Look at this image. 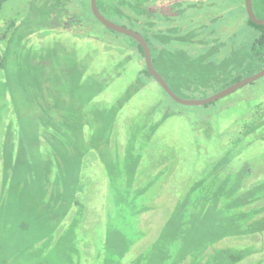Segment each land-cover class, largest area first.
<instances>
[{
	"label": "rangeland",
	"instance_id": "obj_1",
	"mask_svg": "<svg viewBox=\"0 0 264 264\" xmlns=\"http://www.w3.org/2000/svg\"><path fill=\"white\" fill-rule=\"evenodd\" d=\"M89 1L8 0L0 9V258L9 264H225L230 251L243 255L235 264H264V188L257 184L264 182V127L252 134L253 143L239 145L241 155L228 166L235 172L236 162H246L252 185L227 189L230 203L217 202L209 214L216 220L179 229L183 203L197 198L189 190L225 157V138L243 134L245 123L264 113V78L205 106L174 103L153 79L139 76L141 58L127 38L95 20ZM210 1L216 7L204 14L205 32L225 40V32L238 30L244 38V3L225 17V6L234 4ZM154 59L179 97L202 100L225 89L210 87L203 68L182 64L176 79L164 57ZM188 84L195 86L191 92L184 91ZM95 114L98 124L87 122ZM83 149L92 150L81 158ZM103 154L121 159L119 171L136 165L129 203L120 194L126 175L120 172L117 190L119 178L107 175ZM63 158L71 164L67 177L83 190L67 212L54 207L49 187L63 178L57 166ZM8 159L15 169L7 175L17 180L12 188L10 179L4 184ZM218 175L225 176V166ZM219 207L231 211L223 215ZM123 236L132 246L121 258Z\"/></svg>",
	"mask_w": 264,
	"mask_h": 264
},
{
	"label": "trees",
	"instance_id": "obj_2",
	"mask_svg": "<svg viewBox=\"0 0 264 264\" xmlns=\"http://www.w3.org/2000/svg\"><path fill=\"white\" fill-rule=\"evenodd\" d=\"M6 1L8 0H0V9ZM251 2H252L254 15L258 19L264 20V0H251ZM146 3L147 0H98L97 6L104 15L108 14L113 17H116L121 22H123L126 27L135 30L143 37H145L153 54L152 59L154 63H155L154 55L155 56L157 55V58L159 59L164 57L168 62L169 65L168 68L170 69V72H174L176 74L175 75L176 79L181 78L180 74H182V70L179 67L182 64L187 66L194 65L203 68V70L206 72L205 78L206 80L209 79L210 82L208 83V85L210 87L214 88L217 85L222 84L226 88L227 86L242 79V77L254 74L264 67V27L263 26L255 25L247 18V21H244L243 23L240 24V26L242 27L241 30L244 29V38H237L238 37V32H237L238 30H237L234 32L231 31L225 32V40L221 38H216L215 34H209L206 32L203 33L202 28H199L198 32L192 29V32H187L183 35H188L187 37H189V35L198 34L197 36H198L199 48L186 46L181 49H177L173 47L174 38H178V36H176L177 30H175L174 28H170L167 29L165 33H162L160 30L156 29L157 20L159 19L167 20L168 18L173 19V16L167 14L170 12L172 13L174 11L173 6H171V9L169 8L170 6H168L170 4V0L169 1L149 0V5H151V8L156 9V11L152 10L149 12H147ZM226 3L234 4V6H231V8L225 6V9H229L225 11V17L232 14L234 10L239 9V6L241 7V5L243 4V0H225V4ZM181 4H182V9L183 10L187 9L188 13L190 12L189 13L190 15L196 12L199 15L202 14V16L205 14V10L207 9L208 6L205 5L204 1L202 3L201 0H182ZM187 4L189 5L184 7ZM212 6H215V4L212 3V5H209V8H211ZM163 8L166 9L165 11L167 13L162 14ZM157 10L162 12L159 13ZM243 10L245 13L244 5H243ZM185 18L186 17L182 19L186 21ZM148 26L150 32L147 28ZM148 32L151 35H149ZM115 34L118 35V33ZM187 37L183 36L182 40L190 41L189 38ZM125 38L128 39V43H127L128 46L136 45L139 53L142 55V50L140 46L133 39L129 37H125ZM191 43L193 42H188V44ZM157 45H161L162 47L159 48L157 47ZM145 75L150 77L146 68L142 67L140 69L139 76H145ZM191 86H192L191 84L184 86L183 88L186 89L184 91L191 92L195 87V86L192 87ZM104 87H106L105 84ZM169 87L171 88V90L174 91V89L170 85ZM83 90L84 92H89L86 91L85 88H83ZM101 91L102 88L94 91V93H91V95H89L88 97L94 99V97L98 96L97 94H100ZM165 95L167 96V94ZM116 112H118V110H116ZM109 115H111V113H109ZM111 116L115 118L113 115ZM89 119H87V122H91V124L95 123L97 125L100 120V114H95V116L93 115ZM245 125L247 129L243 132V134L238 131L232 133L230 138L229 137L225 138V142L227 141L229 142L228 144H226L227 147L225 148V157L221 158V160L214 163L211 167L212 171L207 175H205L203 179L199 180L197 184H195L189 190L191 194L197 192V196H196L197 198L196 200L194 199L190 202L186 201L185 203H183V207L185 209H183L179 213L180 231L186 230L188 227L191 226L190 224L192 223L193 226H195V223L198 220L210 219L209 214L210 212H213V210L217 208V202H219V204H224V205L225 203H230L227 202L229 201V199H227V196L225 194L227 189H231L232 186L234 185L235 188L237 189L246 188L252 185V184L249 185L252 180L248 182V178L250 174L248 173L246 167L244 166L247 164L246 162H244L243 165H241V163L236 162L235 166L237 170L236 171L234 170L235 172L230 171L228 166L232 160L237 161V158H239V155H241L239 145H242L244 141H246L247 145H250L255 140L252 134L254 133L259 134L262 132L260 131V129L264 127V113L260 114L258 117L253 115L252 119L248 122V124L246 122ZM228 145H230V148H228ZM117 148L119 151H122L124 149L126 150L129 149L128 146H125L124 149L121 150V147L119 145L117 146ZM20 149L21 151L24 150L26 151L27 147L22 146L20 147ZM90 150L92 149L81 150L80 151L81 158L87 156ZM104 158H105V170L107 172V175L111 176L112 172L114 171L117 174V177L119 178L117 180V185H116L117 190L120 186L119 185L120 182L122 183L120 178L123 175L120 177V172H124V174L126 175L127 180L125 184H123L124 189L123 191H121L120 194L122 195L121 196L122 203H129L130 202V198L128 195L129 178L135 172L136 165L132 164L130 165V167H126V168L123 167L121 171H119V167L117 166V164L119 163L122 164L121 159L119 157H117V159L114 161L113 160L110 161L105 156ZM139 158L140 157L137 155L134 156L135 160ZM10 162L11 160L9 159L5 161L4 184L8 179H10L11 188H12L17 180L12 175H7V171L9 169L10 170L15 169ZM57 166H58V172L64 175L63 178H58L57 181L54 180L53 185L49 186L52 190L51 202L52 204L54 202V207H58L61 209V211L67 212L71 209L72 203H77V204L80 203L79 193L80 191L82 192L83 190L77 185L78 182H76V180H71L67 177L65 171L66 169L69 168V166H71V164H69V162L65 158H63L61 162H58ZM223 166H225V176H219L218 174L220 173V170ZM47 167H48L47 164L43 162L42 163L43 170L45 169L46 171ZM78 173H79V166H78L77 174ZM66 178H68V184L67 186H64L66 182ZM254 183L256 182H253V184ZM257 184H260V186L264 188V182ZM3 189H5V187ZM141 193H142L141 190L137 191V194H141ZM200 206L202 208V211L204 210L203 214H199ZM219 208L220 211L223 213V215H227L231 211V209L222 210L221 207ZM230 217L232 219L241 220L240 214L237 213L230 214ZM212 220H216V219H210V221ZM7 221H14V219L10 217L6 219V222ZM121 242L124 243L120 255L122 258L129 253L128 249L131 248L132 244L127 243L126 236L122 237ZM209 243L210 242H208V244ZM227 253L228 255L225 258V264H235L243 259V255L241 252L235 253L228 251ZM3 257L5 258H0V264H7V263L9 264L8 262L9 260L7 259V257L6 256ZM108 262H110L111 264H117L118 261L115 262L112 259ZM36 264H43V263H36ZM45 264H51V263L45 262Z\"/></svg>",
	"mask_w": 264,
	"mask_h": 264
},
{
	"label": "water",
	"instance_id": "obj_3",
	"mask_svg": "<svg viewBox=\"0 0 264 264\" xmlns=\"http://www.w3.org/2000/svg\"><path fill=\"white\" fill-rule=\"evenodd\" d=\"M243 3H244V9H245L247 18L255 25L264 27V20H260L254 15L251 0H243ZM90 9H91V12L94 18L100 24H102L105 28L115 33H118L120 35L130 37L140 45L143 51L144 62H145V66H146L148 73L154 78V80L158 83L160 88L167 94V96L171 100L176 102L177 104L190 106V107L203 106V105L215 102L217 100H220L232 94L233 92L237 91L238 89L242 88L243 86L249 83L255 82L264 76V68H263L258 73L252 76L246 77L243 80H240L236 82L235 84L229 86L228 88L224 89L223 91L211 97L204 98L202 100H188V99L179 97L169 88L167 83L164 81V79L159 75V73L154 68L153 60H152V53L149 49L147 42L144 40V38L140 34L132 30H129L121 25L115 24L111 22L110 20H108L106 17H104L97 7V0H90Z\"/></svg>",
	"mask_w": 264,
	"mask_h": 264
},
{
	"label": "flooded vegetation",
	"instance_id": "obj_4",
	"mask_svg": "<svg viewBox=\"0 0 264 264\" xmlns=\"http://www.w3.org/2000/svg\"><path fill=\"white\" fill-rule=\"evenodd\" d=\"M98 1V0H97ZM169 1V0H168ZM181 1L182 0H170V4L168 5V6H170L169 8L171 9V6H173V8H174V11L171 13H167L165 10V8H163V12L162 11H158L159 13H161L162 12V14L163 13H167V14H170L171 16H173V19H170V18H168L167 20H165V19H159L160 20V26H157L156 27V29L157 30H160L162 33H165L166 32V30L167 29H170V28H174L175 30H177V35L176 36H178V38H174V45H173V47L174 48H177V49H181V48H183V47H186V46H191V47H194V48H199V46H198V34H192V35H189V37H187L188 35H183V34H185V33H187V32H192V29H194V30H196L197 32H198V29L199 28H202V30H203V33L206 31L204 28L206 27V26H208L207 24L210 22H208V20H206L207 19V17L205 16V15H203L202 16V14L201 15H199L198 13H196V12H194V13H192L191 15L188 13V11H187V9L186 10H183L182 9V4H181ZM203 1H204V3H205V5H208L207 6V9L205 10V13L206 14H208L209 12H210V9L211 10H213V8H214V6H212L211 8H209V5H212V2L210 1V0H201V2L203 3ZM146 5H147V7H146V9H147V12H149V11H152V10H155L156 11V9H152L151 8V5H149V0H147V3H146ZM89 6H90V1H89ZM98 7V6H97ZM172 8V9H173ZM98 9H99V7H98ZM209 9V10H208ZM100 10V9H99ZM90 11H91V9H90ZM100 12H101V10H100ZM102 13V12H101ZM202 13V12H201ZM91 14H92V12H91ZM103 14V13H102ZM93 16V15H92ZM103 16L105 17V15L103 14ZM94 17V16H93ZM184 17H186L185 19H186V21L185 20H183L182 18H184ZM204 17V18H203ZM165 18V17H164ZM108 19V18H107ZM96 20V19H95ZM109 20V19H108ZM97 21V20H96ZM161 22L163 23L162 25H161ZM116 24V23H115ZM102 25V24H101ZM119 25V24H118ZM122 26V25H121ZM199 26V27H198ZM104 27V26H103ZM123 27H125V28H127V29H129V30H132V31H134V32H136L135 30H133V29H131V28H128V27H126V26H123ZM189 27V28H188ZM193 27V28H192ZM148 28V30H149V26L147 27ZM107 29V28H106ZM110 31V30H109ZM110 32H112L113 33V31H110ZM149 32H150V30H149ZM148 32V34L149 35H151L150 33ZM136 33H138V32H136ZM115 34V33H114ZM139 34V33H138ZM119 35V34H118ZM141 35V34H140ZM209 35V34H208ZM121 36H123V35H121ZM142 36V35H141ZM183 36H185V37H187V38H189V40L190 41H183L182 39H183ZM124 37H126V36H124ZM143 37V36H142ZM130 38V37H129ZM144 38V40L147 42V40L145 39V37H143ZM132 39V38H131ZM135 41V40H134ZM136 42V41H135ZM188 42H193V43H191V44H188ZM137 43V42H136ZM138 44V43H137ZM148 44V43H147ZM139 45V44H138ZM140 46V45H139ZM149 46V45H148ZM129 47L131 48V50H132V52H134V54L135 55H137L139 58H141L140 60L142 61V63H143V68L145 67L146 68V66H145V62H144V56H143V51H142V55L139 53V51H138V48H137V46L135 45H129ZM157 47H159L160 48V45H157ZM141 48V47H140ZM149 49H150V47H149ZM142 50V49H141ZM150 51H151V49H150ZM152 53V52H151ZM152 57H153V54H152ZM153 60V59H152ZM153 65H154V61H153ZM155 68V67H154ZM264 68V67H263ZM262 68V69H263ZM147 70V69H146ZM157 71V70H156ZM260 71V70H259ZM258 71V72H259ZM148 72V71H147ZM258 72H256V73H258ZM256 73H254V74H256ZM149 74V73H148ZM254 74H251V75H248V76H244V77H242V79H240V80H243L244 78H246V77H249V76H252V75H254ZM150 75V74H149ZM160 75V74H159ZM161 76V75H160ZM150 77H151V79H153L154 80V78L150 75ZM162 77V76H161ZM163 78V77H162ZM262 78H264V76L262 77ZM262 78H260V79H262ZM259 79V80H260ZM239 80V81H240ZM155 81V80H154ZM165 81V80H164ZM258 81V80H257ZM156 82V81H155ZM166 82V81H165ZM238 82V81H237ZM256 82V81H255ZM157 83V82H156ZM167 83V82H166ZM236 83V82H235ZM235 83H233V84H235ZM253 83V82H252ZM158 84V83H157ZM233 84H231V85H233ZM249 84H251V83H249ZM168 85V84H167ZM231 85H229V86H231ZM248 85V84H247ZM169 86V85H168ZM229 86H227L226 88H228ZM246 86V85H245ZM244 87V86H243ZM170 88V87H169ZM225 88V89H226ZM171 89V88H170ZM239 90V89H238ZM163 91V90H162ZM173 91V90H172ZM164 92V91H163ZM236 92V91H235ZM165 93V92H164ZM234 93V92H233ZM166 94V93H165ZM229 96V95H228ZM208 98V97H207ZM173 101V100H172ZM174 102V101H173ZM216 102V101H215ZM176 103V102H175ZM212 103H214V102H212ZM209 104H211V103H209ZM207 105V104H206ZM204 106V105H203Z\"/></svg>",
	"mask_w": 264,
	"mask_h": 264
}]
</instances>
